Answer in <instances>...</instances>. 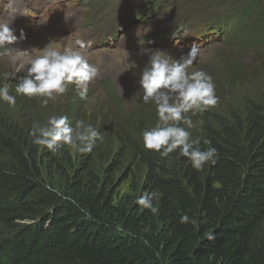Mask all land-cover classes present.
<instances>
[{"label": "trees", "instance_id": "16d2710c", "mask_svg": "<svg viewBox=\"0 0 264 264\" xmlns=\"http://www.w3.org/2000/svg\"><path fill=\"white\" fill-rule=\"evenodd\" d=\"M189 1L191 11L201 9L203 0ZM231 15L240 21L231 34L238 50L264 47V0ZM223 67V78H212L218 104L192 116L203 120L193 134L219 153L202 171L178 153L164 159L146 150L141 133L154 125L155 106L142 92L122 102L109 84L88 122L113 144L107 164L94 160L107 159L97 154L102 142L87 155L69 147L53 155L29 136L33 121L46 122L52 110L8 82L16 105L0 101V264H264V82H241L248 67L240 59L226 58ZM72 98L65 114L75 124L86 98ZM120 169L128 181L122 193ZM152 190L163 194L157 215L135 203ZM183 215L195 223H181Z\"/></svg>", "mask_w": 264, "mask_h": 264}, {"label": "clouds", "instance_id": "9594fccd", "mask_svg": "<svg viewBox=\"0 0 264 264\" xmlns=\"http://www.w3.org/2000/svg\"><path fill=\"white\" fill-rule=\"evenodd\" d=\"M192 10L194 11L189 10V14L202 9ZM201 23L210 25L205 30L206 34H201L207 38L204 46L211 44L214 39H220L226 44L233 43L231 34L240 25L237 17L232 15L228 19L221 15L218 20L213 15V18L202 21L196 17V21L194 19L186 29L195 32L194 38L191 40L181 37V41L191 40L190 45L197 41L200 37L195 28ZM171 24L175 26L172 32L179 30L178 36H185V31L176 24ZM163 34L164 31L160 37H163ZM23 38L22 34L20 39ZM16 41L17 36L10 23H0V48L8 52L13 51L6 49L5 45ZM202 45L193 43L179 58H174L164 50H144L142 54L147 55L148 59L139 73L138 80V92H142L143 103L153 104L156 113L154 125L146 127L141 133L144 148L158 153L164 159H171L174 153H178L197 171H202L206 165L214 166L219 158L218 149L210 140L193 134V130L203 131V120L194 121L192 116L203 114L219 102L212 77L203 70L188 71L197 62ZM177 46L179 44L172 43L173 48ZM90 47V42L85 43L81 39H76L73 47L64 48L63 51L45 46L28 60V67L22 77L17 78L16 73L9 72L0 74V101L10 107L16 105V95L11 94L8 83L10 78L18 81L14 89L17 95L29 99L41 98V105L45 107L50 100L66 94L69 86H74L79 97L85 99L89 84L100 75V68L91 64L85 55V51ZM14 51L29 53L27 50ZM131 67H136L135 63L131 64ZM29 136L34 145L47 148L53 155L61 153L66 147L87 155L104 139L101 132L91 123L78 119L73 124L67 114L51 115L46 122L33 121ZM202 143L205 147H201ZM162 195L158 190L146 191L137 197L135 203L157 215L159 208L155 202H158ZM180 222L195 223L190 221L188 215H183ZM206 236L210 240L214 239L212 233H207Z\"/></svg>", "mask_w": 264, "mask_h": 264}, {"label": "rangeland", "instance_id": "374dc122", "mask_svg": "<svg viewBox=\"0 0 264 264\" xmlns=\"http://www.w3.org/2000/svg\"><path fill=\"white\" fill-rule=\"evenodd\" d=\"M12 1L0 0V23H10V27L17 36L15 43L5 45L6 49L13 51L8 52L0 48V74L9 72L16 73L17 78L22 77L28 67V60L38 54L45 46L63 51L64 48L73 47L77 38L84 40L85 43L90 42L91 47L85 51V55L91 64L100 68V75L89 84L86 104L82 105L78 117L76 116L77 120L83 119L88 123L93 119V111L96 108H102L106 103V95L103 90L106 84L111 85L114 93L122 102H129L137 98L140 89L138 84L139 73L148 59L147 55L142 54L144 50H164L174 58H179L189 50L190 41L186 40L184 42L179 40V46L174 48L172 42L162 44L159 39L160 34L165 28L173 29L175 26L171 23L176 24L181 30H185L186 27L190 26L192 19L196 21V17L199 21L213 18V15L217 20L221 15L226 16L228 19L235 7H238V5L244 6L248 0H203V4L201 3L202 10L197 14H189V7H192L189 0H156L155 3L153 1L146 3L145 1L148 0H83L87 7L79 2H75L72 6V0H48L44 5L34 3L33 0H27L22 4L14 0L16 2L14 5L18 4L19 10L16 9L11 14L10 7H14ZM120 4H124L123 7H119ZM154 4H157V6L153 7ZM206 7H210L215 13H207ZM216 7H227L224 11L226 14H222L223 11L217 10ZM70 9L75 11L73 23H75L76 28L83 31L87 26L85 23L93 25L92 18L96 20L94 21L95 25L102 23L103 20L99 19L104 18L107 22V29L100 28L97 30L98 32H82L73 29L53 32L50 30V26L44 27L38 23L46 16L51 21L56 20V28L61 29L62 24L65 22L62 20L63 16ZM50 11L52 15L49 14ZM140 11L146 14L141 16ZM94 13L98 15L99 19L96 15L94 16ZM110 15L112 23L110 22ZM84 19L85 23H83ZM178 31L174 30L173 36H177ZM22 34L24 38L20 39ZM101 36L105 37L97 38ZM181 37L182 35H179V39ZM110 39L116 40L112 42ZM99 40H107V42L103 43ZM171 40L175 41L174 38ZM17 49L27 50L29 53L21 54L14 51ZM226 58L238 60V62L240 59V63L242 62L248 67L241 74V80L239 79L241 82L246 79L251 80L253 84H256L257 81L259 84L264 82V47L238 50L237 42L226 44L220 39H214L211 44L205 46L203 44L200 47L197 62L188 71L203 70L214 80L223 78L225 73L223 60ZM133 63L136 67H131ZM8 82L15 84L17 79L10 78ZM246 91V88L239 89L240 93ZM72 97H78V94L74 86H69L66 94L49 101L48 105L44 107L45 111L49 107L52 110L50 114L68 113L67 104L71 102ZM41 106L40 104L39 108ZM45 117L49 116L46 114ZM112 145V142H102L99 147L100 152L96 151L98 155L107 154V159L99 160L100 158H95V163L101 167L107 164L113 151ZM121 172L122 169L114 173L117 182L116 191L119 193L124 192L128 185L127 180L122 181ZM140 179L142 181L141 175Z\"/></svg>", "mask_w": 264, "mask_h": 264}, {"label": "bare ground", "instance_id": "6f19581e", "mask_svg": "<svg viewBox=\"0 0 264 264\" xmlns=\"http://www.w3.org/2000/svg\"><path fill=\"white\" fill-rule=\"evenodd\" d=\"M25 1H27V0H21V2L23 3V2H25ZM16 2H20L19 0H17ZM16 2L13 0L12 1V5H14V4H16ZM203 4V3H202ZM209 4V3H208ZM18 5V4H17ZM15 6L14 5V7H10V13L12 14L13 13V11L14 10H19V8H18V6ZM103 7V6H102ZM202 8V7H201ZM22 9V8H21ZM196 9V8H195ZM50 10H51V8H50ZM31 12V11H30ZM16 13V12H15ZM14 13V14H15ZM32 13V12H31ZM198 13V12H197ZM17 14V13H16ZM27 14V13H26ZM50 15H52V12L50 11V13H49ZM195 14V13H194ZM205 15V14H204ZM73 16H75V11L74 10H72V9H70V10H68L67 12H66V14H65V16H63V18H66V17H68L67 18V20H69V21H71V22H73ZM142 16V15H141ZM195 17V16H194ZM203 18V17H202ZM26 19V18H25ZM192 19V18H191ZM203 20V19H202ZM56 21V20H55ZM54 28H56V26H53ZM203 39H205V37H202Z\"/></svg>", "mask_w": 264, "mask_h": 264}]
</instances>
